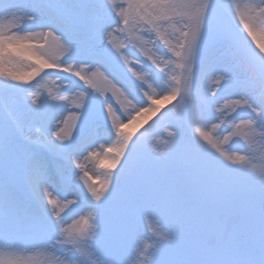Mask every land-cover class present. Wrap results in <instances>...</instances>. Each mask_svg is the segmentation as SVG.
I'll return each mask as SVG.
<instances>
[{"label":"snow or ice","instance_id":"snow-or-ice-1","mask_svg":"<svg viewBox=\"0 0 264 264\" xmlns=\"http://www.w3.org/2000/svg\"><path fill=\"white\" fill-rule=\"evenodd\" d=\"M0 264H264V0H0Z\"/></svg>","mask_w":264,"mask_h":264},{"label":"bare ground","instance_id":"bare-ground-1","mask_svg":"<svg viewBox=\"0 0 264 264\" xmlns=\"http://www.w3.org/2000/svg\"><path fill=\"white\" fill-rule=\"evenodd\" d=\"M145 117V116H144ZM141 118V117H140ZM133 129H137V126L136 125H133L131 129H126L125 131H132ZM135 131L133 132V135H134ZM75 191L72 192V194H74Z\"/></svg>","mask_w":264,"mask_h":264},{"label":"rangeland","instance_id":"rangeland-1","mask_svg":"<svg viewBox=\"0 0 264 264\" xmlns=\"http://www.w3.org/2000/svg\"><path fill=\"white\" fill-rule=\"evenodd\" d=\"M147 118H148V117L145 116L142 120H140V121H141L140 125H141V124H142ZM104 167L107 168V167H108V164H106Z\"/></svg>","mask_w":264,"mask_h":264}]
</instances>
